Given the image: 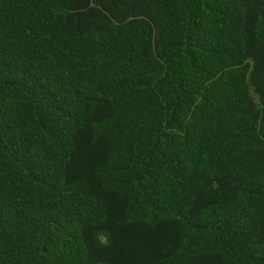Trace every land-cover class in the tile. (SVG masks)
<instances>
[{"label": "trees", "instance_id": "obj_1", "mask_svg": "<svg viewBox=\"0 0 264 264\" xmlns=\"http://www.w3.org/2000/svg\"><path fill=\"white\" fill-rule=\"evenodd\" d=\"M0 264H264V0H0Z\"/></svg>", "mask_w": 264, "mask_h": 264}]
</instances>
